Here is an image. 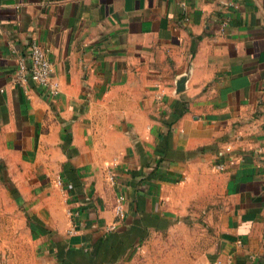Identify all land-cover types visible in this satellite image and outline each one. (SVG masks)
<instances>
[{"label": "crops", "instance_id": "0c3cea01", "mask_svg": "<svg viewBox=\"0 0 264 264\" xmlns=\"http://www.w3.org/2000/svg\"><path fill=\"white\" fill-rule=\"evenodd\" d=\"M214 260L264 264V0H0V264Z\"/></svg>", "mask_w": 264, "mask_h": 264}, {"label": "built area", "instance_id": "2783aa9c", "mask_svg": "<svg viewBox=\"0 0 264 264\" xmlns=\"http://www.w3.org/2000/svg\"><path fill=\"white\" fill-rule=\"evenodd\" d=\"M51 70L52 65L47 56V49L33 42L29 46L27 56L18 60L17 67L14 71V80L24 84L30 81L39 85L46 92L53 93L49 81ZM216 167L220 169L222 165L218 164ZM112 179L113 177L110 176V180ZM123 200L124 197L122 194L115 196L114 213L116 217H122L124 215ZM207 264H221V262L214 260Z\"/></svg>", "mask_w": 264, "mask_h": 264}, {"label": "rangeland", "instance_id": "374dc122", "mask_svg": "<svg viewBox=\"0 0 264 264\" xmlns=\"http://www.w3.org/2000/svg\"><path fill=\"white\" fill-rule=\"evenodd\" d=\"M163 239L167 241V240H168V236H166V237H165V236H163Z\"/></svg>", "mask_w": 264, "mask_h": 264}, {"label": "water", "instance_id": "95a60500", "mask_svg": "<svg viewBox=\"0 0 264 264\" xmlns=\"http://www.w3.org/2000/svg\"><path fill=\"white\" fill-rule=\"evenodd\" d=\"M184 79V78H183Z\"/></svg>", "mask_w": 264, "mask_h": 264}]
</instances>
